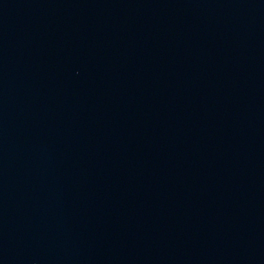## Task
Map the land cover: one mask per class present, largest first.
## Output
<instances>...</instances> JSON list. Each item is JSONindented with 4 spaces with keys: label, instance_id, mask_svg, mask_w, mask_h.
Instances as JSON below:
<instances>
[{
    "label": "water",
    "instance_id": "95a60500",
    "mask_svg": "<svg viewBox=\"0 0 264 264\" xmlns=\"http://www.w3.org/2000/svg\"><path fill=\"white\" fill-rule=\"evenodd\" d=\"M0 264H264V0H0Z\"/></svg>",
    "mask_w": 264,
    "mask_h": 264
}]
</instances>
